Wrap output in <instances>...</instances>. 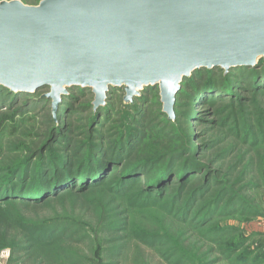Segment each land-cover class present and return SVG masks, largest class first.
<instances>
[{"label":"rangeland","instance_id":"obj_1","mask_svg":"<svg viewBox=\"0 0 264 264\" xmlns=\"http://www.w3.org/2000/svg\"><path fill=\"white\" fill-rule=\"evenodd\" d=\"M214 78L179 100L173 120L159 88L127 110L124 89L112 91L109 110L90 122L89 111L67 106L54 145L64 144L58 153H68L61 163L75 183L44 203L11 200L20 250H0L10 251L0 264H264V83L254 76L257 92L232 93V75ZM49 106L0 110V167L41 143ZM91 125L90 149L82 142ZM111 150L131 151L142 167L108 157L95 169ZM26 223L52 239L35 241Z\"/></svg>","mask_w":264,"mask_h":264},{"label":"water","instance_id":"obj_2","mask_svg":"<svg viewBox=\"0 0 264 264\" xmlns=\"http://www.w3.org/2000/svg\"><path fill=\"white\" fill-rule=\"evenodd\" d=\"M264 60V0H0V86H49L56 112L72 86L125 102L159 86L174 117L185 77Z\"/></svg>","mask_w":264,"mask_h":264},{"label":"trees","instance_id":"obj_3","mask_svg":"<svg viewBox=\"0 0 264 264\" xmlns=\"http://www.w3.org/2000/svg\"><path fill=\"white\" fill-rule=\"evenodd\" d=\"M39 1L40 0H35L33 3L30 4H36ZM218 73H223L224 76L232 75L233 78L236 79V82L234 84L235 88L232 89V93H234V89L236 88L255 92L259 84H257V78L253 77L262 76V78H260L259 80V83L261 85L264 83V60L261 59L259 63L255 66L240 65L236 67H231L229 70H226L219 66L214 68L202 67L195 70L191 76L184 78L181 84V88L176 95L174 112L179 100L186 98L189 99L190 97L195 96L197 97V89L203 88L204 85H208L211 81L218 80L217 78H214V76ZM249 75L253 77L250 78ZM156 88H159V86L146 87L142 91L141 95L135 96L133 101H130L128 103L125 102L124 96L122 102V104L124 105V109L127 110V106H131L137 100H142L143 98H145L146 93H148L150 90H155ZM44 89L50 90V87L44 86L34 92H27L15 91L9 87L0 86V110L6 108L14 109L24 113L28 110L36 111L38 108L35 107H39L41 106V104H44L46 102L50 105L49 107H46V109L49 108V114L46 116L47 127L45 131L39 135V137L42 138L41 143L36 145L33 149L29 150V155L25 156L24 160L11 159L5 166L0 167V250L5 247H10L13 256L19 252V245L21 242L18 238H13L11 234L14 228L13 226L14 224L18 223V220H13L5 212L7 208L6 206L11 202V200L22 199L24 201L34 203H44L45 200H47L49 197H57L59 195L58 191H60L64 187L73 185L75 183V177L69 173L68 169L64 165L66 164V162H64V164L61 163L64 159H66L68 153L66 152L65 154L64 152H62V155L58 153L59 150L64 147V144L59 143L56 146L54 145L55 143H58L54 142V139L56 137L57 132L62 126L59 118H66L69 115L66 113L63 117L61 112L67 106H70L72 109L77 108L78 110L83 109L85 111H89L90 116H85L84 118L88 122H90L99 113H102V116L105 115L106 110H109V108L111 107L110 94L112 91H118L120 89H124L125 91L124 87H111L109 92L107 93L106 103L95 107V94L92 88L72 86L68 88L67 94L62 95V99L58 104L57 110L56 112H54L53 99L48 98L45 95L46 93L41 94L39 92ZM89 95H91V100L83 102L88 98ZM237 96L241 98V100L246 99V97H243L240 94ZM161 103L163 107L162 100ZM162 113L167 115L169 119L173 120L174 117H170V115L165 112L164 109H162ZM91 126H88V136L82 142L84 143V146H88L90 149L92 148L94 136V131L92 129L94 127L93 125ZM60 145H62V147H59ZM111 151L112 154L107 155L104 159L100 161H95L93 167L96 169V167H98V163H103L104 161H107L106 159L108 157H110L111 159L119 157L116 151ZM93 154L94 150L91 151V158L93 157ZM130 154L131 151L125 152L120 155L119 158L122 160L124 159L122 163L127 162L128 169L142 167L143 161L138 162L135 159L129 161ZM98 185H100V183H97V185H93V187H97ZM257 186L258 190H260L263 185ZM22 227L25 232L29 231L33 235H39L35 241H39L40 243H45L49 239H52L40 236L41 225L39 224L26 223ZM12 259L13 258L10 259V262H12Z\"/></svg>","mask_w":264,"mask_h":264},{"label":"built area","instance_id":"obj_4","mask_svg":"<svg viewBox=\"0 0 264 264\" xmlns=\"http://www.w3.org/2000/svg\"><path fill=\"white\" fill-rule=\"evenodd\" d=\"M9 255H10V251H9V250L2 251V255L0 256V258H1L2 256L9 257Z\"/></svg>","mask_w":264,"mask_h":264}]
</instances>
